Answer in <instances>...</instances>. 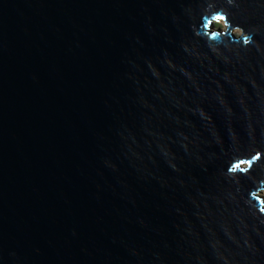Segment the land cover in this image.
Masks as SVG:
<instances>
[{
  "label": "water",
  "instance_id": "obj_1",
  "mask_svg": "<svg viewBox=\"0 0 264 264\" xmlns=\"http://www.w3.org/2000/svg\"><path fill=\"white\" fill-rule=\"evenodd\" d=\"M263 186L264 0H0V264H264Z\"/></svg>",
  "mask_w": 264,
  "mask_h": 264
},
{
  "label": "rangeland",
  "instance_id": "obj_2",
  "mask_svg": "<svg viewBox=\"0 0 264 264\" xmlns=\"http://www.w3.org/2000/svg\"><path fill=\"white\" fill-rule=\"evenodd\" d=\"M214 23L217 24V26L220 27L222 30L225 28L224 26H222V25L219 24V23H216V22H214ZM237 30H238V29H234L233 32H234L235 34H237ZM257 194H259V195L262 197L263 202H264V186H263V187L257 192Z\"/></svg>",
  "mask_w": 264,
  "mask_h": 264
},
{
  "label": "clouds",
  "instance_id": "obj_3",
  "mask_svg": "<svg viewBox=\"0 0 264 264\" xmlns=\"http://www.w3.org/2000/svg\"><path fill=\"white\" fill-rule=\"evenodd\" d=\"M225 20H226V17H222V18L217 19V20L214 21V22L219 23V24H221L222 26L226 27ZM237 35H243V32H242L241 30H237ZM262 200H263V199H262Z\"/></svg>",
  "mask_w": 264,
  "mask_h": 264
},
{
  "label": "trees",
  "instance_id": "obj_4",
  "mask_svg": "<svg viewBox=\"0 0 264 264\" xmlns=\"http://www.w3.org/2000/svg\"><path fill=\"white\" fill-rule=\"evenodd\" d=\"M214 26L216 27V26H217V24H215V23H214Z\"/></svg>",
  "mask_w": 264,
  "mask_h": 264
}]
</instances>
